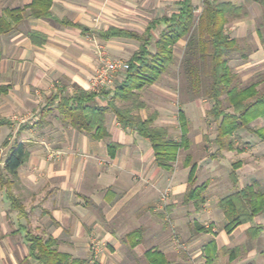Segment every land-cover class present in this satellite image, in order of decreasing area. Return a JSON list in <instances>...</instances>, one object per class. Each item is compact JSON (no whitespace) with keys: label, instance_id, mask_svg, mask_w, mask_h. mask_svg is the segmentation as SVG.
<instances>
[{"label":"crops","instance_id":"obj_1","mask_svg":"<svg viewBox=\"0 0 264 264\" xmlns=\"http://www.w3.org/2000/svg\"><path fill=\"white\" fill-rule=\"evenodd\" d=\"M31 1L0 0V16L4 8L20 9L23 15L14 29L0 34V116L7 120L0 125V162L15 143H22L27 151L17 174L10 177L9 189L19 199L21 212L10 207L7 188L0 189V264H38L29 256L27 234L51 236L57 250L99 264H149L146 252L153 248L166 264H203L204 246L210 239L218 251L212 264H264V214L228 232L219 205L235 187L250 184L253 190L264 191L260 187L264 156L242 158L251 144L249 137L242 136L246 128L234 132L243 137V148L238 143L226 149L217 145L219 153L210 151L207 158L195 161L190 151L195 147V132L187 114L191 101L177 111V132L164 105L152 107L153 102L141 95L145 105L137 111L139 115L146 118L156 112L153 124L166 127L171 139L181 137L179 112L187 120L188 145L179 148L169 170L155 164L149 139L123 127L110 110L104 119L107 135L100 138L73 127L58 110L57 99L41 117V109L59 92L95 91L93 103L106 105L125 72H119L111 86L97 89L92 88L94 72L104 59L127 62L139 42L128 37L102 38L99 32L109 26L142 32L152 19L175 11L177 0L169 13H156L161 5L166 8L161 0H51L47 17L31 16ZM256 16L258 20L251 19L252 30L230 36L236 43L246 38L242 63L253 70L250 74L264 72V13L261 10ZM163 26L160 21L153 35ZM190 47L195 53V43ZM252 82L263 91L264 77L248 84ZM249 126H264V115L252 119ZM230 153L240 155L235 185L229 173L236 160L229 159ZM192 163L197 165L196 184L206 183L198 208L192 200H184ZM203 168L205 178L201 177ZM165 188L167 195L162 199ZM257 225L261 230L251 237L248 230ZM95 243L100 247L94 257L90 246ZM234 247L238 250L230 256L222 249Z\"/></svg>","mask_w":264,"mask_h":264},{"label":"trees","instance_id":"obj_2","mask_svg":"<svg viewBox=\"0 0 264 264\" xmlns=\"http://www.w3.org/2000/svg\"><path fill=\"white\" fill-rule=\"evenodd\" d=\"M253 1L264 7V0ZM50 4L51 0H32L29 4V14L34 17L51 16ZM241 8V5L230 0H202V9L195 16L192 0H177L175 11L152 19L142 32L117 26H109L101 30L99 35L102 38L128 37L139 42L127 61L128 68L121 82L115 87L111 99L106 105H98L93 103L97 96L95 91L79 89L72 94L59 92L41 109V117L51 110L50 105L54 99H57L58 110L73 127L89 132L95 138H100L107 135L104 119L105 113L110 110L123 127L131 128L147 137L154 152L155 164L170 170L179 148L188 145V138L185 136L187 120L185 115L179 112L181 137L179 140L171 139L166 127L153 124L157 117L156 112L149 113L146 118H142L137 112L145 105L140 98V91L153 83L167 69L173 60L174 44L179 38L189 34L195 25V48L199 56L207 61L208 96L212 100L207 114L216 122L214 141L219 149L231 148L232 141H226V137L231 136L240 127L246 128L259 140L264 141V126L259 128L249 126L252 119L264 115V90H256L255 82L243 87L232 84L235 73L232 72L227 59L229 52L236 48V39L230 37L225 31V25L229 18L240 17ZM22 17L20 9L4 8L0 16V34L14 29ZM160 21L164 22V26L157 36H154L152 29L157 28ZM2 91L3 88L0 87V92ZM223 95L232 107L231 111L224 108ZM116 100L121 102V106L116 104ZM5 123L7 120L0 116V125ZM112 145L109 143V147ZM26 156L27 151L24 145L15 143L10 147L3 163L0 162V189L7 188L10 207L18 209L19 212L22 211V205L9 189L10 177L17 174V169ZM187 160L190 161L189 156ZM239 163V160L231 163L232 170L229 176L233 185L237 181L235 169ZM196 169V163L190 164L184 200H192L198 208L204 201L203 190L206 183L204 181L199 185L196 184ZM219 205L225 216L224 228L229 232L237 224L251 220L257 214H264V191H255L250 184L241 188L235 187L232 193L220 199ZM260 230L261 226L257 225L249 228L248 233L251 237H255ZM27 241L29 256L33 257L38 264H99L96 260L73 257L67 252L57 250L53 247L55 239L51 236L27 234ZM222 249L228 251L230 256L236 253L238 247ZM217 252L214 240L210 239L204 246L203 264H212ZM146 256L149 264H166L162 255L154 248L147 250Z\"/></svg>","mask_w":264,"mask_h":264},{"label":"rangeland","instance_id":"obj_3","mask_svg":"<svg viewBox=\"0 0 264 264\" xmlns=\"http://www.w3.org/2000/svg\"><path fill=\"white\" fill-rule=\"evenodd\" d=\"M168 1V3H167ZM174 0H161L159 2L163 3L157 8L156 13H169L175 8ZM235 4L241 5L240 17L238 18H229L228 22L225 25V30L232 36L233 34L242 32L245 29L252 30L254 24L253 19H257L256 14L258 12H263V7L253 0H230ZM166 2V3H165ZM160 3V4H162ZM195 7V16H197L202 9V0H193ZM196 18V17H195ZM252 19V20H251ZM196 22V21H195ZM257 22H255V25ZM195 26V25H194ZM193 26L192 30L188 35L180 39L174 48V60L168 69L162 73L161 77L151 86H145L141 92V95L144 96L148 101H152V107L154 104L164 105V108L167 109V115L172 120L174 128L178 132V122H177V111L180 107L183 106V103L190 100L191 104L187 106V114L191 118L190 126L191 131L195 132V147L191 151L193 160L197 158L208 157L209 152L213 151L215 154L219 153L216 148L217 144L214 141V136L216 133L215 122L207 114V109L211 105V99L208 96V82L209 77L206 73L207 61L205 58H201L196 51L192 52L190 47L193 41V38L196 37V28ZM250 37V36H249ZM255 38V36L253 37ZM246 38L238 39L236 43V48L229 52L227 59L228 63L234 71L235 76L232 79V84H235L239 87L247 85L252 79H256L258 76L264 77V72L259 71L257 73L252 72L250 68L248 69L243 63L242 53L244 51L243 41ZM132 44H138L137 41H132ZM253 46V43H249ZM196 46V44H195ZM109 59H120L122 58H109ZM236 71L239 73H236ZM119 74V72L117 73ZM116 74V75H117ZM260 90H264V84L260 87ZM224 108L228 111L232 110V107L229 105L225 95L222 96ZM117 105L121 106L119 100L115 101ZM151 110V109H150ZM64 117V116H63ZM257 124V123H256ZM255 125V123H254ZM243 130V137H249L251 142L249 147L246 148V153L242 155L243 159L252 157L262 158L264 156V143L257 142L259 139L257 136L253 137L252 133L247 132L246 129ZM239 131V130H236ZM174 133V131H172ZM178 134V133H177ZM247 135V136H246ZM249 135V136H248ZM178 136V135H177ZM239 136L236 133H233L231 136L226 137L227 140H231L232 144L238 143V146L243 148V145L246 144L243 141V137ZM194 138V137H193ZM201 138V140H199ZM238 139V140H237ZM9 140L6 139V143ZM264 142V141H263ZM223 149H226L223 148ZM3 154V152L1 153ZM185 152H182L184 156ZM240 155L230 153L229 159L231 161L236 160ZM207 175L206 170L203 168L201 172V177L205 178ZM199 178V172H198ZM261 188L264 186V181L261 182ZM93 249V255H98L99 253V244L95 243L90 246ZM30 264V263H28Z\"/></svg>","mask_w":264,"mask_h":264},{"label":"built area","instance_id":"obj_4","mask_svg":"<svg viewBox=\"0 0 264 264\" xmlns=\"http://www.w3.org/2000/svg\"><path fill=\"white\" fill-rule=\"evenodd\" d=\"M128 62L120 59H104L103 63L97 68L92 78V88L109 87L113 84L118 72H125ZM168 189L162 191V199L166 198Z\"/></svg>","mask_w":264,"mask_h":264}]
</instances>
